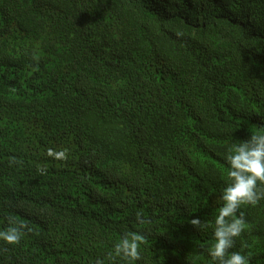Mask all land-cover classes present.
Instances as JSON below:
<instances>
[{"label": "trees", "instance_id": "16d2710c", "mask_svg": "<svg viewBox=\"0 0 264 264\" xmlns=\"http://www.w3.org/2000/svg\"><path fill=\"white\" fill-rule=\"evenodd\" d=\"M259 127L264 0H0V231L31 229L0 264H126V232L133 264H213L225 155ZM241 212L230 252L264 264V199Z\"/></svg>", "mask_w": 264, "mask_h": 264}, {"label": "clouds", "instance_id": "9594fccd", "mask_svg": "<svg viewBox=\"0 0 264 264\" xmlns=\"http://www.w3.org/2000/svg\"><path fill=\"white\" fill-rule=\"evenodd\" d=\"M178 35H180L178 33ZM47 155L58 161L67 160V151L49 149ZM225 161L228 165V184L222 192V206L215 217L214 243L209 249L213 264H249V257L240 252H230L235 240L246 227L244 215L237 213L242 206H255L264 199V127L251 134L245 141H238L227 150ZM9 163H19L11 158ZM137 221H145L138 215ZM190 224L197 230L208 227L206 222L194 218ZM25 229L31 231L26 223L9 221V227L0 231V241L7 245L19 244ZM146 242L145 236L137 232H126L108 253L110 261L119 258L126 264H133L141 259L140 248ZM96 264H104L97 260Z\"/></svg>", "mask_w": 264, "mask_h": 264}]
</instances>
